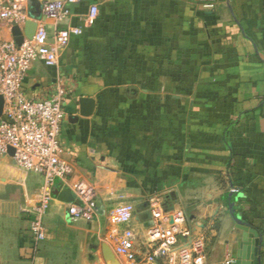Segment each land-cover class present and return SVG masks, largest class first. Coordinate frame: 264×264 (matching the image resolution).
Masks as SVG:
<instances>
[{
    "label": "crops",
    "instance_id": "obj_1",
    "mask_svg": "<svg viewBox=\"0 0 264 264\" xmlns=\"http://www.w3.org/2000/svg\"><path fill=\"white\" fill-rule=\"evenodd\" d=\"M43 1L28 10L51 35L87 25L56 66L36 60L23 88L41 98L65 88V157L75 180L97 188L99 214L72 217L60 197L70 184L57 183L47 239L36 244L29 209L44 177L0 154V264H129L108 217L123 199L158 206L174 226L184 218L171 264L253 263L239 224L260 234L264 264V0H81L60 22L43 15ZM12 29L1 21L0 39ZM83 96L96 103L89 116ZM138 216L139 264H170L142 260L154 219Z\"/></svg>",
    "mask_w": 264,
    "mask_h": 264
},
{
    "label": "built area",
    "instance_id": "obj_2",
    "mask_svg": "<svg viewBox=\"0 0 264 264\" xmlns=\"http://www.w3.org/2000/svg\"><path fill=\"white\" fill-rule=\"evenodd\" d=\"M29 0H0V22L9 21L14 27L24 28L32 18L28 10ZM81 0H46L41 2L44 16L60 22L67 20L72 6ZM98 8H91L88 21L97 15ZM33 38H26L18 45L14 38L0 39V95L4 98V109L0 116V154H8L14 148L15 162L27 171L37 172L44 177L40 200L29 212L31 230L35 243L47 239L45 215L54 199L53 188L57 183L70 184L75 200L69 203L70 215L74 218L92 220L99 214L98 191L94 184L84 179H74V166L65 157V147L61 140L63 126L67 120V94L62 85L48 97L29 96L23 88V81L36 60H42L48 66L59 63L60 53L73 35H81L87 25L68 26L50 34L47 27L38 19ZM151 207V206H150ZM154 223L148 233V240L142 260L155 263L167 260L176 261L179 216L174 226L162 216L158 206L152 205ZM136 205L121 200L109 211L111 225L110 237L115 252L126 258L129 264H139V252L136 248L137 233L132 226L136 217ZM201 258L197 257V262ZM226 264V263H224Z\"/></svg>",
    "mask_w": 264,
    "mask_h": 264
},
{
    "label": "water",
    "instance_id": "obj_3",
    "mask_svg": "<svg viewBox=\"0 0 264 264\" xmlns=\"http://www.w3.org/2000/svg\"><path fill=\"white\" fill-rule=\"evenodd\" d=\"M31 5L35 6L36 8H39L40 2L39 0H31ZM31 16L32 18L26 21L24 28L20 27L18 24H14L12 33H13V38L18 45L22 44L26 38H29V39L33 38L36 32L38 22L35 20L36 16L34 13H32ZM80 103H81V107H80L81 115L89 116L93 113L95 106H96L94 99L83 96L80 99ZM3 109H4V98L2 95H0V116L3 113ZM9 152L11 154H14V148L10 147ZM60 197L62 200L67 201V202H73L75 200L73 191L70 188H64L61 192ZM136 210L139 213L138 217L141 221L150 222L152 220L153 215H152V211L150 208V203L148 201H143V202L136 204ZM238 226L241 229L249 233L250 238L249 240L244 242L245 246L254 243L253 248H248V247L245 248L244 254L242 256V258L251 257V253L248 254L247 250L253 249V254H252L253 263H248L245 261L243 262L242 260H237L235 264H257L258 254L260 250L259 248H260V243H261L260 234L255 228L251 226H246L242 224H239Z\"/></svg>",
    "mask_w": 264,
    "mask_h": 264
}]
</instances>
